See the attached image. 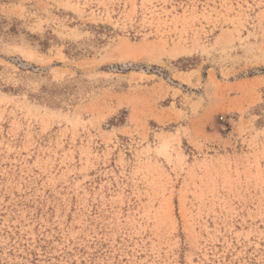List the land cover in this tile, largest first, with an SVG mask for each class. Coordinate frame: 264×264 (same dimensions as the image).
<instances>
[{
    "label": "rangeland",
    "instance_id": "1",
    "mask_svg": "<svg viewBox=\"0 0 264 264\" xmlns=\"http://www.w3.org/2000/svg\"><path fill=\"white\" fill-rule=\"evenodd\" d=\"M0 264H264V0H0Z\"/></svg>",
    "mask_w": 264,
    "mask_h": 264
}]
</instances>
